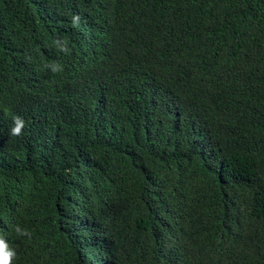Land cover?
<instances>
[{"label": "trees", "instance_id": "trees-1", "mask_svg": "<svg viewBox=\"0 0 264 264\" xmlns=\"http://www.w3.org/2000/svg\"><path fill=\"white\" fill-rule=\"evenodd\" d=\"M0 237L13 264H264V0H0Z\"/></svg>", "mask_w": 264, "mask_h": 264}, {"label": "clouds", "instance_id": "clouds-1", "mask_svg": "<svg viewBox=\"0 0 264 264\" xmlns=\"http://www.w3.org/2000/svg\"><path fill=\"white\" fill-rule=\"evenodd\" d=\"M78 20H79L78 17H74L73 24L77 25ZM55 46L62 53L68 54L70 52L67 41L57 40L55 42ZM49 68L53 73H59L63 70L62 65L55 61L49 65ZM24 127H25L24 119L19 116L14 117L13 125L9 130L10 135L19 137ZM15 231L19 236H22V237L27 236L30 238L29 231L20 226H17L15 228ZM15 258H16V251L12 247H10L6 239L0 237V264H13V260Z\"/></svg>", "mask_w": 264, "mask_h": 264}]
</instances>
